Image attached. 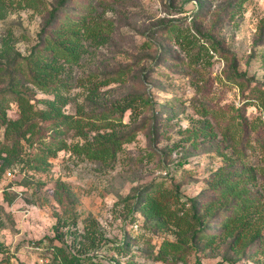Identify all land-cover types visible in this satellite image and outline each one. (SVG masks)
Returning <instances> with one entry per match:
<instances>
[{"label":"rangeland","instance_id":"obj_1","mask_svg":"<svg viewBox=\"0 0 264 264\" xmlns=\"http://www.w3.org/2000/svg\"><path fill=\"white\" fill-rule=\"evenodd\" d=\"M12 1L0 48L9 40L20 55L0 59V75L16 71L37 110L53 96L37 85L33 55L84 20L87 52L46 84L65 85L78 129L27 120L0 78V149L19 139L0 174V264H53L52 248L71 244L100 264H264V0L235 21L218 4L202 18L199 0ZM30 124L34 135L18 138Z\"/></svg>","mask_w":264,"mask_h":264},{"label":"trees","instance_id":"obj_2","mask_svg":"<svg viewBox=\"0 0 264 264\" xmlns=\"http://www.w3.org/2000/svg\"><path fill=\"white\" fill-rule=\"evenodd\" d=\"M216 1L218 0H199L200 7L202 6V14H203L202 18L214 17L216 11L213 10V7L215 4H218L219 7L216 6L217 11L222 9L226 10V12H228L229 15V20L235 21L238 15L242 16L244 14V9H245L244 6L249 0H231L225 3H216ZM13 4L14 3L12 0L10 2L8 0H0V20H4L8 17V15L11 12V8L13 7ZM18 4L21 8L24 9L32 7L31 3L22 5V1H19ZM85 22L86 20L83 21V24L77 23V25H73L72 23H70L69 27L63 29V31L66 32L65 37L54 36L51 39H47V44H45L41 48V50L37 53V56L36 54L33 55L32 67H33V71L35 72L34 78H37V85L39 86L41 91H43L45 94H48L49 96H53V99L44 101V104L46 105V109L37 110L35 106L32 105L31 101L27 99L26 95L17 92L16 71H8L5 75L3 76L0 75V78H5V77L11 78V82L8 87L7 94L8 96L12 95L14 99L16 97L19 109L24 115V117H27V120H29V118H32L33 116H37L38 118L44 120L47 119L54 120L56 122L55 123L56 128H60L62 131L64 129L65 130L78 129L81 127L78 120L73 119L71 117H67L65 114V108L71 102V98L64 93L65 85H62L63 88H59V87H51L50 85L46 86V84L50 82L55 83L60 75L69 74L72 71L73 67L79 65V62L83 54L87 52V48H85L84 43L82 42L83 39L86 37V31H87ZM51 23H53L52 20L50 24ZM194 27H201V28L203 27L202 24L200 25L198 24V18L195 19ZM259 28H260L259 44L264 47V21L262 22ZM61 30H62L61 28H56L53 30V32H56L58 34V32H60ZM172 32H174L177 35L179 34L178 36L179 38H184L185 40L187 39L186 38L187 36L182 34L177 28H173ZM19 55H20L19 53H16L15 56H12V47L10 45V41L3 40L2 47L0 48V59H10L11 61H13V63H15ZM34 56H36V58H34ZM43 80L46 81L45 84H42ZM260 93L264 95L263 91H261ZM4 96L5 94L0 92V105H4L5 102ZM258 100L262 101L264 106V98L259 97ZM1 118H2L1 121L2 124L6 125L7 121L5 118V114ZM259 124L260 121L259 123H254V126L259 127ZM33 128H35L33 124L28 125L26 129L21 131V134L18 136V138L20 137L22 139H25L29 134L33 136L34 135ZM203 131H204L203 135L205 137L212 134V133H208V129ZM105 141L110 142L111 139H105ZM257 144L259 147L264 149V138L259 139L257 141ZM2 146L3 147L0 149V160L2 161V165L0 167L1 175L7 167H10L13 164H15L16 160L18 159L19 155L15 151L17 146H19V139L18 141L17 140L14 141L11 148L8 147V145H4V144ZM247 146H249V144H247ZM249 147L252 148L251 146ZM62 150H64V146H60L55 149V151H62ZM238 185L235 186L238 187ZM249 207L250 206L245 207L243 211L244 212L247 211ZM153 208L154 209L157 208L156 210L159 211V214L161 216H165V215L167 216L169 214L168 212L165 211L163 207H162L163 209L160 210L159 206L156 207V205L154 204ZM247 225L249 226L250 223L248 222ZM54 230L56 232L55 240L60 242L63 239L64 235L59 231L60 230L59 224L55 226ZM88 233L89 231L87 232V234ZM93 238L94 237H92L91 239ZM256 238L259 240V247L257 250L261 251L264 249V235H256ZM93 241H95V239ZM65 243L67 244L66 241ZM40 245L41 243L34 246L38 247ZM128 247L129 245L126 248ZM71 249H73L72 244L66 245L65 249H63L62 247H53L52 248L54 252L52 253L53 264H100V263H93L90 257L85 256L83 258L81 256L79 257L77 255L71 254L70 252ZM2 250H3V245L0 243V252H2ZM66 250L68 253L66 252Z\"/></svg>","mask_w":264,"mask_h":264},{"label":"built area","instance_id":"obj_3","mask_svg":"<svg viewBox=\"0 0 264 264\" xmlns=\"http://www.w3.org/2000/svg\"><path fill=\"white\" fill-rule=\"evenodd\" d=\"M12 174L10 173L9 174V176H11ZM34 246V245H33ZM30 249H32L33 251L35 250V251H40L41 250V247H30ZM45 263V261H43L42 259L41 260H39V262L37 263V264H44Z\"/></svg>","mask_w":264,"mask_h":264}]
</instances>
